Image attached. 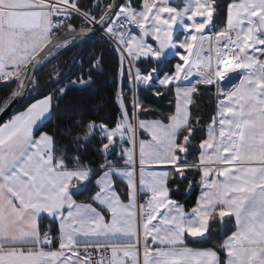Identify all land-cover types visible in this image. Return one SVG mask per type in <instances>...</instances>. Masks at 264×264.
<instances>
[{"label": "snow or ice", "instance_id": "obj_1", "mask_svg": "<svg viewBox=\"0 0 264 264\" xmlns=\"http://www.w3.org/2000/svg\"><path fill=\"white\" fill-rule=\"evenodd\" d=\"M18 104L0 264H264V0H0Z\"/></svg>", "mask_w": 264, "mask_h": 264}, {"label": "trees", "instance_id": "obj_2", "mask_svg": "<svg viewBox=\"0 0 264 264\" xmlns=\"http://www.w3.org/2000/svg\"><path fill=\"white\" fill-rule=\"evenodd\" d=\"M96 41H93L92 43H95ZM76 51V49H73L72 52L66 53V57L70 58L73 53ZM66 57H61V59H65ZM114 60L110 56L108 57V62L105 66V69L103 73L97 77L98 80V93L97 95L101 97L106 104V112H111L114 107V97H113V88L114 85L112 83L113 81V73H114ZM75 94H70V97ZM21 107V106H20ZM18 110V109H17ZM55 119V118H54ZM54 123V120L53 122Z\"/></svg>", "mask_w": 264, "mask_h": 264}, {"label": "water", "instance_id": "obj_3", "mask_svg": "<svg viewBox=\"0 0 264 264\" xmlns=\"http://www.w3.org/2000/svg\"><path fill=\"white\" fill-rule=\"evenodd\" d=\"M21 105H15L8 113L4 114V115H0V122H3L5 120L8 119V117L15 111H17V109L20 108Z\"/></svg>", "mask_w": 264, "mask_h": 264}, {"label": "crops", "instance_id": "obj_4", "mask_svg": "<svg viewBox=\"0 0 264 264\" xmlns=\"http://www.w3.org/2000/svg\"><path fill=\"white\" fill-rule=\"evenodd\" d=\"M231 75H234V74H231Z\"/></svg>", "mask_w": 264, "mask_h": 264}]
</instances>
